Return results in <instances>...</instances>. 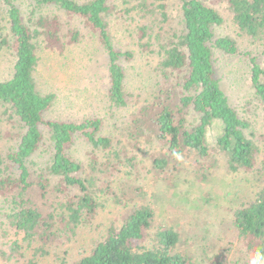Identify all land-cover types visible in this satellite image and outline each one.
Instances as JSON below:
<instances>
[{"label": "trees", "instance_id": "trees-1", "mask_svg": "<svg viewBox=\"0 0 264 264\" xmlns=\"http://www.w3.org/2000/svg\"><path fill=\"white\" fill-rule=\"evenodd\" d=\"M23 1L30 8L25 16L16 0H0V50L14 57L11 74L0 81V123L9 126L5 138L15 142L5 156L0 155V198L6 207L0 222V264H38L63 237L92 226L104 202L125 211L106 237L71 264H193L181 249L176 229L157 224L143 187L126 183L114 187L120 166L132 167L133 158L126 151H116L112 138L102 134V119L44 120L55 94L37 89L38 51L43 46L64 50L85 41L94 42L106 55L108 114L126 119L134 144L158 143L159 151L150 162V174L156 179L172 183L171 173L192 155L197 162L195 178L204 181L213 170L214 162L208 159L214 152L225 160L227 173L254 175V197L238 200L227 227L230 246L235 242L234 250L240 253L235 264H264V161L258 162L250 121L231 107L216 79L213 60L214 51L246 56L248 83L264 111V69L249 53L240 52L234 39L216 36L224 21L215 7L216 3L225 5L238 35L264 41V0H176L181 30L168 43H163L161 34L168 17L164 0H134L136 5L125 11L126 30L136 46L157 58L150 98L144 103H140V93L127 89L122 62H130L134 53L116 47L110 0ZM64 19L77 22L67 27L66 42L61 34ZM191 116L194 123L188 120ZM215 122L221 130L211 148L206 135ZM77 139L93 152L104 153L101 160L92 154L89 169L93 175L84 176L82 164L69 153ZM42 150L48 158L37 169L32 158ZM52 180L56 183L50 189ZM50 192L56 195L58 209L52 205L44 214L35 198H45ZM225 260L213 256L206 262L223 264Z\"/></svg>", "mask_w": 264, "mask_h": 264}, {"label": "rangeland", "instance_id": "rangeland-1", "mask_svg": "<svg viewBox=\"0 0 264 264\" xmlns=\"http://www.w3.org/2000/svg\"><path fill=\"white\" fill-rule=\"evenodd\" d=\"M75 1L83 3L90 0ZM136 2L110 0L108 6H114L110 19L113 21L111 32L116 47L121 51L128 50L134 53L130 62H122L127 75V89L135 94L140 93L142 95L140 103H144L150 98L154 84L152 69L157 58L151 51H143L136 46L128 35L129 30H126V27L129 29L127 25L129 21L125 18V11L135 6ZM15 3L23 16L30 10L23 0H16ZM164 4L168 17L167 23L163 24L161 34L163 43H168L173 40V34L181 30L180 15L176 0H164ZM215 7L224 21L223 25L217 29L216 36H228L234 39L239 51L249 53L256 58L264 69V41H253L238 35L225 5L216 3ZM135 12L137 11L131 13L136 15ZM74 25H77V22L65 21L61 31V34L64 33L63 42H66L67 27ZM81 44L78 47L68 45L67 50L66 48L53 50L43 46L38 51V66L35 73L37 89L42 94L50 92L55 94L53 106L44 114V120L79 123L86 118L102 119V134L112 138L116 151H126V156L133 158V168L127 164L120 166V173L114 181V187L121 183L143 187L141 190L146 193V198L156 213L157 224L176 229L181 239V249L191 257L193 264H208L206 260L213 256L226 257L223 264H235L240 258V253L234 250L235 242L232 243L233 247L230 246L232 236L227 226L232 219V210L239 203L238 200L244 198L243 202H246L254 197L255 192L252 188L254 175L227 173L225 160L219 153L214 152L208 159V162H214L213 170L204 181H198L195 178L194 170L197 162L192 155L185 159L181 168L171 173L172 183L163 178L156 179L150 174V162L159 151L158 143L151 141L144 145L136 142L134 144L128 137L126 119L108 114L106 55L94 42L85 41ZM213 60L216 79L220 82L231 107L241 118L251 123V129L254 132L253 140L258 147V162L261 163L264 161V111L248 83L247 57L230 56L214 51ZM13 62L14 57L10 51L0 50V81L11 74ZM188 120L194 123L195 118L191 116ZM8 127L3 122L0 123L1 156H5L9 148L15 145L14 141L4 136ZM220 130L218 122L209 128L206 135L209 147L215 148ZM43 132L47 140L45 130ZM69 153L73 159L82 164L84 176L93 175L89 169L93 153L99 160L104 157L103 152H93L91 146L82 139L75 141ZM47 158V153L42 150L32 160L39 169L43 167ZM115 162L117 161L113 163ZM55 183L56 180L51 181L50 189ZM35 199L44 214L47 210L50 211L52 205L58 209L56 195L53 192L46 194L45 198L37 196ZM104 205L105 208L101 210L92 226L80 227L75 230L74 236L68 234V238L63 237L61 239L63 243L60 244V242L48 249L49 256L41 259L38 264H62L63 260V264H71L87 254L95 242L106 237L112 224L117 226L119 216L125 211L111 202H104ZM3 208L6 207L0 198V222L5 219L3 214L6 211Z\"/></svg>", "mask_w": 264, "mask_h": 264}]
</instances>
